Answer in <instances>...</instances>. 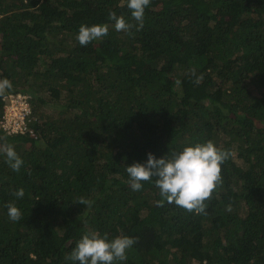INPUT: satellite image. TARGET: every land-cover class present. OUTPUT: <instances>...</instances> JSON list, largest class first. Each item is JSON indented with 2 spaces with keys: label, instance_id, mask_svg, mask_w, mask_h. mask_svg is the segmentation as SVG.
Here are the masks:
<instances>
[{
  "label": "trees",
  "instance_id": "trees-1",
  "mask_svg": "<svg viewBox=\"0 0 264 264\" xmlns=\"http://www.w3.org/2000/svg\"><path fill=\"white\" fill-rule=\"evenodd\" d=\"M110 11L135 25L126 0H0V79L31 102L27 132L0 128L23 160L0 153V264H79L93 231L136 239L116 264H264V0H151L128 32ZM208 140L234 155L205 213L130 187L126 166Z\"/></svg>",
  "mask_w": 264,
  "mask_h": 264
},
{
  "label": "clouds",
  "instance_id": "clouds-1",
  "mask_svg": "<svg viewBox=\"0 0 264 264\" xmlns=\"http://www.w3.org/2000/svg\"><path fill=\"white\" fill-rule=\"evenodd\" d=\"M127 7L131 11V19L135 25L129 23L123 15H117L115 11L109 12V20L117 32L130 31L133 27L137 30L143 28L145 10L151 0H126ZM109 25L94 24L88 26L82 24L79 28L76 39L81 46H86L107 36ZM190 75L194 77L193 83H201L203 77L198 76L196 69H190ZM180 83V81H177ZM13 89L12 82L7 79H0V97H3ZM0 153L6 158V163L16 172H19L23 160L11 144L0 146ZM233 152L218 148L212 140L205 143H196L183 148L182 151L173 152L171 156L165 155L157 158L153 153H148L145 163L135 162L126 166L129 175V184L132 190L139 191L143 182L150 181L155 177V186L159 189L162 197L157 202L163 206L166 201L175 204L187 212L196 214L205 213L206 201L211 200L214 191L222 186V165ZM13 195L19 199L23 198V188L16 190ZM75 203L91 205V201L83 197ZM8 217L11 221L17 222L22 218V212L15 202L6 205ZM136 243V239L127 235L116 236L109 239L107 233L101 235L93 231L85 233L77 242L75 248L66 259L79 264H116L117 261L127 259L126 252Z\"/></svg>",
  "mask_w": 264,
  "mask_h": 264
},
{
  "label": "built area",
  "instance_id": "built-area-1",
  "mask_svg": "<svg viewBox=\"0 0 264 264\" xmlns=\"http://www.w3.org/2000/svg\"><path fill=\"white\" fill-rule=\"evenodd\" d=\"M4 99L5 104L3 114L0 117V128L8 134L27 132L31 112L29 95L20 91L8 92Z\"/></svg>",
  "mask_w": 264,
  "mask_h": 264
},
{
  "label": "rangeland",
  "instance_id": "rangeland-1",
  "mask_svg": "<svg viewBox=\"0 0 264 264\" xmlns=\"http://www.w3.org/2000/svg\"><path fill=\"white\" fill-rule=\"evenodd\" d=\"M51 113H54V112H51Z\"/></svg>",
  "mask_w": 264,
  "mask_h": 264
}]
</instances>
